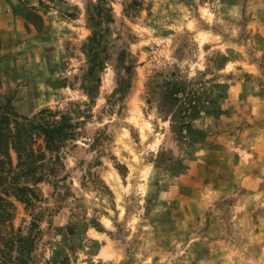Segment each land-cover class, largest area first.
<instances>
[{
	"label": "rangeland",
	"instance_id": "374dc122",
	"mask_svg": "<svg viewBox=\"0 0 264 264\" xmlns=\"http://www.w3.org/2000/svg\"><path fill=\"white\" fill-rule=\"evenodd\" d=\"M0 1V264H264V0Z\"/></svg>",
	"mask_w": 264,
	"mask_h": 264
},
{
	"label": "trees",
	"instance_id": "16d2710c",
	"mask_svg": "<svg viewBox=\"0 0 264 264\" xmlns=\"http://www.w3.org/2000/svg\"><path fill=\"white\" fill-rule=\"evenodd\" d=\"M49 113L48 109H42L34 118L30 119L17 115L24 119L26 123L19 122L16 118L11 119L9 122V116L6 113H2L0 115V161L2 160L1 156H4L11 163L9 151L14 150L18 160L17 165L22 166V171L35 170L34 168L41 165L34 163L35 160L26 161L31 156V152L26 151V147L27 143H30L33 139L34 133L32 132L43 136L45 147L50 152L55 151L64 140L74 136L73 125L67 122V117L62 116L58 120H50L48 118ZM11 122L13 123L12 126H10Z\"/></svg>",
	"mask_w": 264,
	"mask_h": 264
},
{
	"label": "crops",
	"instance_id": "0c3cea01",
	"mask_svg": "<svg viewBox=\"0 0 264 264\" xmlns=\"http://www.w3.org/2000/svg\"><path fill=\"white\" fill-rule=\"evenodd\" d=\"M3 3H4L3 1H0V27H5V25L2 24L4 22L3 20L5 19V17L9 16V14H11L12 11L9 3H6L7 5ZM30 4L32 5L34 4V2H31ZM8 5L10 6L9 12L7 11V7H6Z\"/></svg>",
	"mask_w": 264,
	"mask_h": 264
}]
</instances>
